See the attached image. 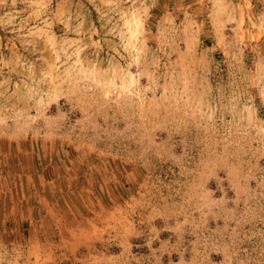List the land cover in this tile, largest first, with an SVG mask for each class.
I'll return each instance as SVG.
<instances>
[{
  "label": "rangeland",
  "instance_id": "374dc122",
  "mask_svg": "<svg viewBox=\"0 0 264 264\" xmlns=\"http://www.w3.org/2000/svg\"><path fill=\"white\" fill-rule=\"evenodd\" d=\"M0 264H264V0H0Z\"/></svg>",
  "mask_w": 264,
  "mask_h": 264
}]
</instances>
